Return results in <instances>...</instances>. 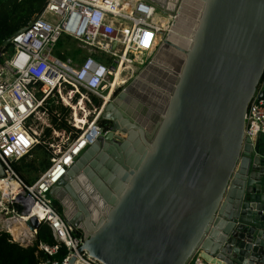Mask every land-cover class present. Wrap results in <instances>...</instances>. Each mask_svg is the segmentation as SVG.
Returning <instances> with one entry per match:
<instances>
[{
    "label": "water",
    "instance_id": "1",
    "mask_svg": "<svg viewBox=\"0 0 264 264\" xmlns=\"http://www.w3.org/2000/svg\"><path fill=\"white\" fill-rule=\"evenodd\" d=\"M190 38L167 100L159 106L157 90L142 92L121 124L125 138L99 144L96 160L90 154L99 136L50 189L67 222L83 233L78 250L104 264H190L196 254L212 264H264V141L252 146L243 130L264 72V0H201ZM111 103L101 113L110 129L117 112H108ZM110 148L114 157L99 165ZM81 168L108 204L97 220L87 211L70 216L62 200L69 191L85 201L69 184ZM26 223L31 231L40 224L35 215ZM65 264H74V256Z\"/></svg>",
    "mask_w": 264,
    "mask_h": 264
},
{
    "label": "built area",
    "instance_id": "2",
    "mask_svg": "<svg viewBox=\"0 0 264 264\" xmlns=\"http://www.w3.org/2000/svg\"><path fill=\"white\" fill-rule=\"evenodd\" d=\"M162 5L166 14L159 13L153 0H46L39 14L0 44V163L5 172L0 177L10 188L5 202H16L18 216L24 220L35 215L40 223L50 227L56 243L38 240L36 252L42 250L53 255L58 251V242L67 248L61 261L47 257L40 264H65L71 256L74 264H104L86 249L78 250L83 233L81 230L77 233V228L57 209L50 189L68 176L69 168L90 143L109 131L97 119L116 89L127 81L123 72H133L134 65L144 64L166 39L170 40L172 26L181 16L183 0H177L171 10ZM64 34L85 50L84 58L77 61L71 56L60 58L55 53ZM95 52H103L109 60L96 59ZM67 84L73 92L83 87L100 97L101 103L93 106L94 117L84 128L79 127V134L69 143L56 149L52 144L51 163L34 181L27 182L14 169L12 161L28 152L37 141L30 124L38 111L45 112L42 109L45 99L54 89L60 94ZM243 130L252 146L264 134V72L248 102ZM0 199L1 204L3 198ZM35 204L39 210L34 213ZM35 235L36 229L20 231V237L32 239L30 244ZM191 262L212 264L198 254Z\"/></svg>",
    "mask_w": 264,
    "mask_h": 264
},
{
    "label": "trees",
    "instance_id": "3",
    "mask_svg": "<svg viewBox=\"0 0 264 264\" xmlns=\"http://www.w3.org/2000/svg\"><path fill=\"white\" fill-rule=\"evenodd\" d=\"M46 0H0V44L16 30L23 27L30 19L39 14ZM8 44V43H7ZM55 53L60 58L71 56L79 61L86 55L85 50L78 46L76 40L67 34L62 35L58 42ZM93 56L101 61H108L109 58L103 52H95ZM67 86L70 87L69 84ZM121 87H118L114 94L118 93ZM55 97L50 94L44 101L42 109L50 115V122L44 127L43 131L37 136V141L29 149L28 152L12 161V166L17 173L22 176L27 182H32L38 176V172L43 171L51 163L52 144L51 134L53 130H63L70 134V139L76 137L80 128L73 126L67 116L71 111L76 110L77 105L83 102L82 98L78 101L81 94L86 93L92 102L93 106H98L101 103V98L95 94L80 87L75 91L74 99L63 104L58 97L56 90H53ZM61 94V92H60ZM98 122L108 129L112 125V121L106 118H100ZM64 147V146H63ZM54 204L59 211L62 210L61 205L54 200ZM77 233H81L79 229ZM43 240L50 244L56 243L53 238L50 227L46 223H40L36 229L35 239L32 244L23 245L15 240H12L10 233L7 230L0 229V264H40V260L44 258H55L62 260L67 252V248L62 242H58L59 248L53 255H48L42 250H37V241ZM192 264V262L190 263Z\"/></svg>",
    "mask_w": 264,
    "mask_h": 264
},
{
    "label": "bare ground",
    "instance_id": "4",
    "mask_svg": "<svg viewBox=\"0 0 264 264\" xmlns=\"http://www.w3.org/2000/svg\"><path fill=\"white\" fill-rule=\"evenodd\" d=\"M176 0H163L164 5L166 8H169L170 10L173 9L176 5ZM201 6V0H183V5L180 9L181 16L177 20V23L172 26L173 32H171L170 40L172 41L173 45L168 44L163 49H161L157 55L155 56V60L152 66H149L147 68V71L141 74L140 78L130 83L127 87L124 88L123 92L112 101L110 108L108 109V112L111 113L115 109L117 112L111 113L115 120H116V126L113 130L110 131V133L103 134L104 137H102L100 140H102V143H100V140L98 141V146L92 148V154L94 159H98L96 154L98 152V147L100 145H117L119 142L125 138V136L128 134V130L121 125L124 122V119L126 118V114H128V111L133 109V107L140 103V97H142V92L144 94H151L149 89H155L158 91V96H160V99L158 100L159 106L162 103H164L167 100V97L170 93V88L172 87V82L177 75L179 68L181 66V63L184 58V52L186 47L190 43V33L193 29V26L195 25V22L197 20L199 10ZM162 21H165V18H161ZM177 28L179 30H177ZM171 50V51H169ZM153 71V72H152ZM160 74L162 75L160 80L159 78H156V81L153 83L152 76L153 74ZM158 76V75H157ZM152 80V81H151ZM163 81V83H161ZM158 83V85L156 84ZM163 85V86H162ZM153 94V93H152ZM162 96L165 98L164 101ZM158 105V103H157ZM154 110L158 113L159 109L154 107ZM119 111V112H118ZM129 115V114H128ZM121 119L123 121H121ZM146 124V123H145ZM150 122L147 123V127L149 126ZM108 136V137H107ZM149 136L148 132H145L142 139H145ZM107 137V140H106ZM106 140V141H104ZM106 143V144H104ZM136 149V147H134ZM133 152V150L128 151V160L130 159V155ZM89 155V156H90ZM87 157V156H86ZM101 157L99 159L98 163L99 165H104V161H108L110 158L114 157L113 151H111V148L109 151H106L105 154L99 155ZM88 158L82 161L81 167H83V163L87 161ZM127 160V162H128ZM98 162V161H97ZM126 166L127 163H125ZM96 165V164H94ZM92 169L93 167L90 166ZM95 167V166H94ZM130 167V166H128ZM80 168V167H79ZM83 169H79L75 172V175L73 177L69 178V184L71 191L74 192L79 196L81 195L83 199V204L78 203L75 201V199L71 196V193L69 191H66L65 195L62 197L63 202L65 203L67 207V212H69L70 216H76L78 217L79 214L84 215V212L87 211L88 213H91V216L94 220H97L100 215L104 213L106 210L108 204L104 201L105 195L103 192L97 195V191L92 186L91 180L88 177L84 176ZM131 170V167L126 172L125 177L127 176L128 172ZM96 173V172H95ZM85 177V178H84ZM82 181L80 182L79 180ZM9 184L6 183L4 179H1L0 177V190H1V197L5 199L10 192V188L8 187ZM12 186L15 187L16 183L13 181ZM95 190V191H94ZM93 197L92 199H89V196ZM88 196V197H87ZM90 200V201H89ZM84 207V208H82ZM33 212H37L38 205L35 204V206L32 208ZM26 217V216H25ZM79 218V217H78ZM6 226L7 229L13 234L15 238L20 237V231L30 229L29 226L26 223V220L22 218L21 216H13L9 219H6Z\"/></svg>",
    "mask_w": 264,
    "mask_h": 264
},
{
    "label": "rangeland",
    "instance_id": "5",
    "mask_svg": "<svg viewBox=\"0 0 264 264\" xmlns=\"http://www.w3.org/2000/svg\"><path fill=\"white\" fill-rule=\"evenodd\" d=\"M156 1L159 2V3H157V7H158L159 13L166 14L167 13V10L163 7V5L160 3L159 0H156ZM175 3L177 4V0H176ZM177 30H179V29L177 28ZM151 58H152V56L147 57L144 60V64L134 65V71L133 72H131V73H130V71H126V72L124 71L123 72L122 75L128 76V79H127V81L125 83H123V84L120 85L121 89L124 88L126 85H128L132 81V79L144 67V65L148 61H150ZM62 88L60 90L61 95L58 94V97L61 100V102L63 104H65V103H68L69 102L71 96L74 99L75 91L73 92L70 88H68L67 85L64 86V87L62 86ZM121 89L118 92H120ZM53 93H55V92H52L51 95H52V97H55V94H53ZM117 95H118V93H116V94L113 93V95L111 97V101H113V99ZM80 98H82L83 102H80L77 105L76 110L74 112H72L71 111V108H70V113L67 116V120L73 126H75L76 128H78V127H83L84 128L87 125V123L89 121H91V119L94 117V115L96 113V109L93 108L92 102L88 101V99H90V97H87V94L86 93L79 95L77 101ZM142 102L145 103L144 100H142ZM101 117L102 116L100 114V116L98 117L97 120H99ZM32 120L33 121L30 124V128H31L33 134L37 137L43 131L44 127L49 124V122H50V115H49V113L47 111L44 112V111H41L40 110V111H38V113H36L33 116V119ZM113 129H114V123H113V127L111 129H109V130H113ZM69 136H70V134L67 133V132H65V131H62V130H60V131L59 130L54 131L51 134V139L53 140V145H54L55 149L62 147L65 142H68L69 143L70 140H71ZM261 138L264 139V134L261 135ZM39 173L40 172H38V175H39ZM84 176L87 177V175L85 173H84ZM79 181L81 182L82 179L79 180ZM0 195H1V190H0ZM89 197H91V195ZM2 200L3 201L0 204V229L7 230L10 233L11 238L12 239H16L18 243H23V244L29 243L30 244L31 241H32V239L29 240L28 239L29 236H27V237L26 236H23V237L15 238L14 236H12V233L7 229L6 219H9V218H11L13 216H18V212L17 211L19 209L16 208V202H5V201H8V200H6V199H2ZM55 200L59 203V201L57 199H55ZM64 209L65 208L63 206L62 207V212H63ZM27 234H28V232H27Z\"/></svg>",
    "mask_w": 264,
    "mask_h": 264
},
{
    "label": "crops",
    "instance_id": "6",
    "mask_svg": "<svg viewBox=\"0 0 264 264\" xmlns=\"http://www.w3.org/2000/svg\"><path fill=\"white\" fill-rule=\"evenodd\" d=\"M259 141H260V142H263V141H264V139H263V138H261V136H260V139H259ZM262 145H263V146H262ZM260 147H261V149H263L262 147H264V144H262V143H261Z\"/></svg>",
    "mask_w": 264,
    "mask_h": 264
},
{
    "label": "flooded vegetation",
    "instance_id": "7",
    "mask_svg": "<svg viewBox=\"0 0 264 264\" xmlns=\"http://www.w3.org/2000/svg\"><path fill=\"white\" fill-rule=\"evenodd\" d=\"M156 4L159 3L156 0H153ZM161 4H163V0H159Z\"/></svg>",
    "mask_w": 264,
    "mask_h": 264
}]
</instances>
